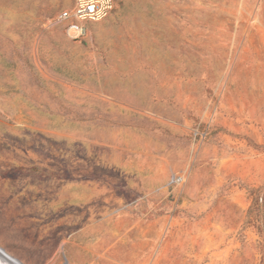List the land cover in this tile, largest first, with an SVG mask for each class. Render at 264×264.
I'll return each mask as SVG.
<instances>
[{"label":"rangeland","instance_id":"374dc122","mask_svg":"<svg viewBox=\"0 0 264 264\" xmlns=\"http://www.w3.org/2000/svg\"><path fill=\"white\" fill-rule=\"evenodd\" d=\"M73 1L0 0V248L22 264H264V207L263 224L247 214L264 0H114L78 40L55 21Z\"/></svg>","mask_w":264,"mask_h":264},{"label":"built area","instance_id":"2783aa9c","mask_svg":"<svg viewBox=\"0 0 264 264\" xmlns=\"http://www.w3.org/2000/svg\"><path fill=\"white\" fill-rule=\"evenodd\" d=\"M113 9L114 0H74L70 8L58 12L55 21L63 24L68 38L85 39L90 33L89 24L105 19ZM172 180L181 184L183 176L175 175Z\"/></svg>","mask_w":264,"mask_h":264},{"label":"trees","instance_id":"16d2710c","mask_svg":"<svg viewBox=\"0 0 264 264\" xmlns=\"http://www.w3.org/2000/svg\"><path fill=\"white\" fill-rule=\"evenodd\" d=\"M251 204L247 209L248 217L252 214L257 216L258 222L263 224L264 207V183L257 188L250 189Z\"/></svg>","mask_w":264,"mask_h":264},{"label":"bare ground","instance_id":"6f19581e","mask_svg":"<svg viewBox=\"0 0 264 264\" xmlns=\"http://www.w3.org/2000/svg\"><path fill=\"white\" fill-rule=\"evenodd\" d=\"M0 260L5 262V264H22V262L7 254L2 248H0Z\"/></svg>","mask_w":264,"mask_h":264}]
</instances>
